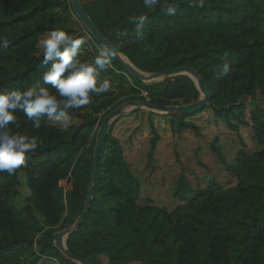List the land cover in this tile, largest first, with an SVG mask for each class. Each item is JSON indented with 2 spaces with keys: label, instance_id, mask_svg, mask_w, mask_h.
<instances>
[{
  "label": "trees",
  "instance_id": "obj_1",
  "mask_svg": "<svg viewBox=\"0 0 264 264\" xmlns=\"http://www.w3.org/2000/svg\"><path fill=\"white\" fill-rule=\"evenodd\" d=\"M80 2L95 28L138 69L155 73L190 66L203 79L208 103L191 114L175 113L173 136L199 135V126L187 116L211 108L214 123L238 141L230 154L218 137L209 141L225 182L209 178L199 187L180 172L173 205L166 208L139 197V180L109 131L98 152L89 207L67 236L66 250L93 264H264V0H158L152 9L143 0ZM170 3L175 11L167 14ZM70 6L65 0H0V36L9 40L0 46V91L42 83L46 66L40 40L56 29L72 33L61 20ZM140 14L147 20L137 33L130 18ZM184 77L152 84L134 78L136 94L157 90L151 103L171 105L184 95ZM98 109H70L77 121L67 127L42 116L39 129L16 111L9 129L37 137L38 148L12 174L0 172V264H24L29 256L31 264L43 256L78 264L55 246L53 235L83 209L93 148L84 159L78 154L102 122ZM159 137L153 129L149 157ZM19 172L31 192L21 209L14 204ZM88 220L96 225L88 227ZM34 231L42 233L35 239Z\"/></svg>",
  "mask_w": 264,
  "mask_h": 264
},
{
  "label": "rangeland",
  "instance_id": "obj_2",
  "mask_svg": "<svg viewBox=\"0 0 264 264\" xmlns=\"http://www.w3.org/2000/svg\"><path fill=\"white\" fill-rule=\"evenodd\" d=\"M65 1L71 4V0ZM81 1L87 2L89 0ZM61 20L72 32V35L84 40L79 57L81 60H91L99 54V50L103 46L96 42L91 32L78 18L71 6L62 10ZM121 54L124 55L123 53ZM125 57L127 58V56ZM147 73L144 72V74ZM179 76H185L183 78L184 95L182 98L174 100L171 105L181 106L197 102L200 99L201 93L196 79L189 74H180ZM134 78L136 77L126 68L123 70L112 61L111 67L106 71L99 70L97 77L98 84L105 79L109 80L111 83L110 90L107 93L99 95L90 94L91 103L85 106V111L91 112L93 111V106H97L99 109L96 115L102 121L108 113L123 106L121 108L122 112L111 118L109 131L118 139L122 148L123 158L128 162L131 170L139 180V197H151L153 200L161 202L166 208H170L173 205L171 192L180 172L191 183H196L199 187L204 186L209 178L225 182L224 174L217 167L214 158L209 152L208 145L211 139L218 137L219 142L223 143L226 152L230 154L232 146H235L233 143L238 141L234 137V134L229 131L225 132L220 125L214 123L212 109L210 108L208 113H203L199 116H187L188 120L193 121L199 126V135L196 136L190 133L182 138L173 136L169 127L170 122L175 119V113L161 112L152 108L127 103L129 101H144L138 99L139 95L144 96L146 98L145 101L148 102H151L152 97L159 95V91L157 90H141L139 95L136 94V88L138 87ZM164 79L166 78L158 77L146 83L162 82ZM75 121H77V118L70 116V124ZM100 126L101 124L95 125L93 133L89 138V143L85 149L80 151L78 157L86 158L89 154L88 148H94L96 135ZM153 129L160 137L149 157L150 138ZM92 136L93 142L91 141ZM17 181L19 194L16 196L14 204L17 209H21L25 204L30 202L29 196L31 192L26 185L23 172L17 174ZM33 215L42 224L43 217L41 213L34 209ZM78 216L74 217L67 225H61L59 228L56 226L57 232L73 228ZM88 223V227L95 224L92 220H88ZM41 233L34 231L33 237L36 239ZM66 239L67 237L64 238L65 247ZM35 251L38 252V246L35 248ZM32 258V256L25 258L24 264H31ZM35 264L61 263L56 259L43 256Z\"/></svg>",
  "mask_w": 264,
  "mask_h": 264
},
{
  "label": "clouds",
  "instance_id": "obj_3",
  "mask_svg": "<svg viewBox=\"0 0 264 264\" xmlns=\"http://www.w3.org/2000/svg\"><path fill=\"white\" fill-rule=\"evenodd\" d=\"M144 7L152 9L157 6L158 0H143ZM175 11L174 4L166 6V13ZM131 23L137 33L141 32L147 16L134 15ZM9 40L0 36V46L6 47ZM82 38H78L60 29L52 30L40 40L42 52V65L46 66L40 81L31 87H13L0 91V172L12 174L16 169L25 164L29 154H34L38 148V139L13 133L10 124H15L17 110L23 112L34 129L41 126V117L47 116L67 127L70 124V109H80L91 103L90 94L107 93L111 88L109 80L97 82L99 70L106 71L111 67L115 49L104 46L99 54L91 60H81ZM229 65L223 66V73L227 74ZM45 85H51L56 90L53 94Z\"/></svg>",
  "mask_w": 264,
  "mask_h": 264
},
{
  "label": "water",
  "instance_id": "obj_4",
  "mask_svg": "<svg viewBox=\"0 0 264 264\" xmlns=\"http://www.w3.org/2000/svg\"><path fill=\"white\" fill-rule=\"evenodd\" d=\"M71 5L74 10V12L77 14L78 18L84 23L86 28L91 32L96 42H98L100 45L104 46H110L113 49H115V55L114 59L118 61L124 68H126L133 76L136 78H139L143 82L152 81L155 78L158 77H165V78H171L176 75L180 74H189L193 78L196 79L198 89L201 93L200 99L193 103V104H187V105H181V106H174V105H160V104H154L148 101H129L127 103L132 105H139L144 106L148 108H152L161 112H167V113H178V114H189L194 112L195 110L203 107L205 104L208 103L210 98V93L206 85L204 84L203 79L196 73L194 68L190 66H178V67H172L167 68L161 71H157L155 73H147L144 74V71L138 69L135 67L128 59V63L123 60V58L120 56V52L110 43V41L102 36V34L95 28L92 20L88 16V14L83 9L80 0H71ZM121 106L118 109L113 110L112 112L108 113L102 120L101 126L98 130V133L96 135V143L93 148V155L91 160V171L90 176L87 184V192H86V198L84 201L83 209L81 210L77 220L75 221L73 228L65 229L62 232H57L53 235L55 246L58 248H61L64 251L65 256H67L69 259L74 260L81 264H93L90 262L89 259L84 258L82 256L71 254L66 250V247L64 245V238H66L70 233H72L74 230H76L77 226L83 221V217L89 207V202L91 199V193H92V186H93V180L95 175V168H96V161L98 152L102 146V143L107 136L110 128V120L111 118L115 117L119 113L122 112Z\"/></svg>",
  "mask_w": 264,
  "mask_h": 264
},
{
  "label": "bare ground",
  "instance_id": "obj_5",
  "mask_svg": "<svg viewBox=\"0 0 264 264\" xmlns=\"http://www.w3.org/2000/svg\"><path fill=\"white\" fill-rule=\"evenodd\" d=\"M120 56L123 58V60H124L125 62L128 63V59H127L124 55H122V54L120 53ZM159 82H160V81H159Z\"/></svg>",
  "mask_w": 264,
  "mask_h": 264
}]
</instances>
